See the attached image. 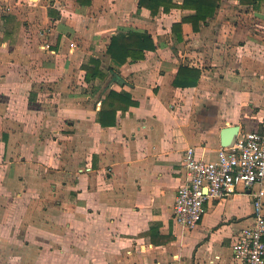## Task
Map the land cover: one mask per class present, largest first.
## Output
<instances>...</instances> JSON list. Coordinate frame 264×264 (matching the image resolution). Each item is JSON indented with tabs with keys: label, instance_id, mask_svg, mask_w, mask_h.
<instances>
[{
	"label": "crops",
	"instance_id": "1",
	"mask_svg": "<svg viewBox=\"0 0 264 264\" xmlns=\"http://www.w3.org/2000/svg\"><path fill=\"white\" fill-rule=\"evenodd\" d=\"M0 7V264H236L249 192L209 200L192 229L173 206L188 147L215 159L224 127L260 126L264 0H220L196 29L195 10L153 16L139 0ZM130 29L157 48L121 64L107 46ZM90 58L105 76L88 83ZM111 90L136 104L102 125Z\"/></svg>",
	"mask_w": 264,
	"mask_h": 264
},
{
	"label": "built area",
	"instance_id": "2",
	"mask_svg": "<svg viewBox=\"0 0 264 264\" xmlns=\"http://www.w3.org/2000/svg\"><path fill=\"white\" fill-rule=\"evenodd\" d=\"M183 164L186 178L177 189L175 221L194 228L209 200L229 197L242 185L253 197V221L236 234L233 257L236 264H264V115L257 129L239 133L231 146L219 148L215 159L188 147Z\"/></svg>",
	"mask_w": 264,
	"mask_h": 264
},
{
	"label": "trees",
	"instance_id": "3",
	"mask_svg": "<svg viewBox=\"0 0 264 264\" xmlns=\"http://www.w3.org/2000/svg\"><path fill=\"white\" fill-rule=\"evenodd\" d=\"M219 2L220 0H183V2L179 4L173 0H139V6L148 8L153 16H155L160 9L165 12L175 7L193 9L196 11V14L186 18V20H190L196 29L201 21H205L208 17L214 15L219 6ZM156 48L157 44L147 31L130 29L112 36L107 46V52L117 62L124 64L129 58L133 62L142 60L146 57L148 52L155 51ZM82 66L85 70V81L88 83L105 76V71L101 68V63L98 59L90 58L89 61ZM109 69L112 70L113 73L114 69L112 67ZM188 71L192 70L183 67L179 71V75L181 76L182 73L187 74ZM195 73L194 84L197 83L200 74L197 71ZM115 75H117V73H115ZM187 84L188 82L181 83L182 86H187ZM131 104H136V101L132 100L130 95H124L115 90H111L102 102L101 111L98 113V120L102 125L115 124L117 110H127Z\"/></svg>",
	"mask_w": 264,
	"mask_h": 264
},
{
	"label": "water",
	"instance_id": "4",
	"mask_svg": "<svg viewBox=\"0 0 264 264\" xmlns=\"http://www.w3.org/2000/svg\"><path fill=\"white\" fill-rule=\"evenodd\" d=\"M239 125L226 126L221 130V144L222 146H231L237 135L239 134Z\"/></svg>",
	"mask_w": 264,
	"mask_h": 264
},
{
	"label": "rangeland",
	"instance_id": "5",
	"mask_svg": "<svg viewBox=\"0 0 264 264\" xmlns=\"http://www.w3.org/2000/svg\"><path fill=\"white\" fill-rule=\"evenodd\" d=\"M245 189H244V187L242 186V185H239L238 186V191H244Z\"/></svg>",
	"mask_w": 264,
	"mask_h": 264
}]
</instances>
